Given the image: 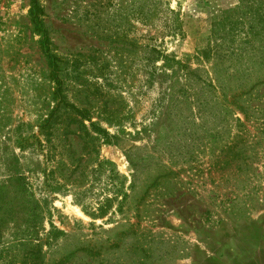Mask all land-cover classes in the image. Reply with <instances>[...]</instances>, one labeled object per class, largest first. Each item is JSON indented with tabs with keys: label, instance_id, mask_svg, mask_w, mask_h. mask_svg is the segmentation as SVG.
Here are the masks:
<instances>
[{
	"label": "rangeland",
	"instance_id": "rangeland-1",
	"mask_svg": "<svg viewBox=\"0 0 264 264\" xmlns=\"http://www.w3.org/2000/svg\"><path fill=\"white\" fill-rule=\"evenodd\" d=\"M32 2L0 0V264H264L241 0Z\"/></svg>",
	"mask_w": 264,
	"mask_h": 264
},
{
	"label": "trees",
	"instance_id": "trees-1",
	"mask_svg": "<svg viewBox=\"0 0 264 264\" xmlns=\"http://www.w3.org/2000/svg\"><path fill=\"white\" fill-rule=\"evenodd\" d=\"M36 0H33L30 9L31 17L34 22H38L39 6L36 4ZM242 14V17L248 21V31L246 35H253L264 32V0H241L240 5L237 6L236 12ZM59 89V87H57Z\"/></svg>",
	"mask_w": 264,
	"mask_h": 264
}]
</instances>
